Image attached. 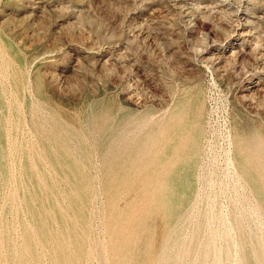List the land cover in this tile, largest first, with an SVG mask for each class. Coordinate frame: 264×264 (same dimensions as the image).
<instances>
[{
  "label": "rangeland",
  "instance_id": "rangeland-1",
  "mask_svg": "<svg viewBox=\"0 0 264 264\" xmlns=\"http://www.w3.org/2000/svg\"><path fill=\"white\" fill-rule=\"evenodd\" d=\"M0 264H264V0H0Z\"/></svg>",
  "mask_w": 264,
  "mask_h": 264
},
{
  "label": "bare ground",
  "instance_id": "bare-ground-1",
  "mask_svg": "<svg viewBox=\"0 0 264 264\" xmlns=\"http://www.w3.org/2000/svg\"><path fill=\"white\" fill-rule=\"evenodd\" d=\"M30 88V87H29Z\"/></svg>",
  "mask_w": 264,
  "mask_h": 264
}]
</instances>
